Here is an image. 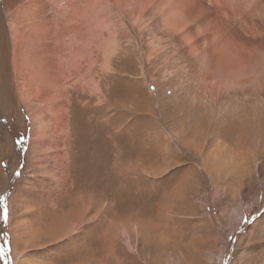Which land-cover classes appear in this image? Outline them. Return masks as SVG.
Segmentation results:
<instances>
[{"label":"bare ground","instance_id":"1","mask_svg":"<svg viewBox=\"0 0 264 264\" xmlns=\"http://www.w3.org/2000/svg\"><path fill=\"white\" fill-rule=\"evenodd\" d=\"M11 85L62 176L75 114L102 107L154 119L162 151L259 156L264 0H0V121Z\"/></svg>","mask_w":264,"mask_h":264},{"label":"rangeland","instance_id":"2","mask_svg":"<svg viewBox=\"0 0 264 264\" xmlns=\"http://www.w3.org/2000/svg\"><path fill=\"white\" fill-rule=\"evenodd\" d=\"M10 92L0 264H264V153L162 151L154 119L129 124L102 107L98 121L75 114L62 176Z\"/></svg>","mask_w":264,"mask_h":264},{"label":"snow or ice","instance_id":"3","mask_svg":"<svg viewBox=\"0 0 264 264\" xmlns=\"http://www.w3.org/2000/svg\"><path fill=\"white\" fill-rule=\"evenodd\" d=\"M7 216H8V209L5 208L4 209V218L7 219ZM6 255H7L6 249L3 247H0V257H6Z\"/></svg>","mask_w":264,"mask_h":264}]
</instances>
